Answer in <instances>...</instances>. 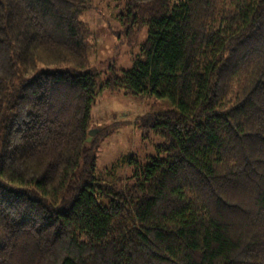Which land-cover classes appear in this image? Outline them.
<instances>
[{
  "label": "trees",
  "instance_id": "trees-1",
  "mask_svg": "<svg viewBox=\"0 0 264 264\" xmlns=\"http://www.w3.org/2000/svg\"><path fill=\"white\" fill-rule=\"evenodd\" d=\"M92 0H0V264H264V0H126L147 27L101 85L167 98L157 154L98 171Z\"/></svg>",
  "mask_w": 264,
  "mask_h": 264
},
{
  "label": "rangeland",
  "instance_id": "rangeland-1",
  "mask_svg": "<svg viewBox=\"0 0 264 264\" xmlns=\"http://www.w3.org/2000/svg\"><path fill=\"white\" fill-rule=\"evenodd\" d=\"M126 9V0H92L82 15L93 31L88 58L98 93L90 112V127L102 129L94 143L96 167L103 177L113 166L114 177L126 175L131 157L146 163L148 157L157 154L155 145L161 138L142 139L135 120L141 115L174 109L167 98L152 94L139 98L101 89L111 68L117 74L132 68L147 38V27H127Z\"/></svg>",
  "mask_w": 264,
  "mask_h": 264
},
{
  "label": "water",
  "instance_id": "water-1",
  "mask_svg": "<svg viewBox=\"0 0 264 264\" xmlns=\"http://www.w3.org/2000/svg\"><path fill=\"white\" fill-rule=\"evenodd\" d=\"M99 131V129H91L88 133V138H87V141H91L92 137H94L97 132Z\"/></svg>",
  "mask_w": 264,
  "mask_h": 264
}]
</instances>
